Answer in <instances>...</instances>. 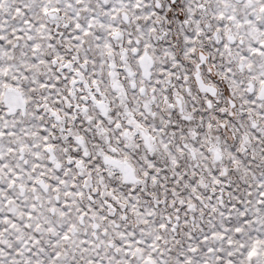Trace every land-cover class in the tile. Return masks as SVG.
Masks as SVG:
<instances>
[{"label": "snow or ice", "instance_id": "snow-or-ice-1", "mask_svg": "<svg viewBox=\"0 0 264 264\" xmlns=\"http://www.w3.org/2000/svg\"><path fill=\"white\" fill-rule=\"evenodd\" d=\"M0 264H264V0H0Z\"/></svg>", "mask_w": 264, "mask_h": 264}]
</instances>
